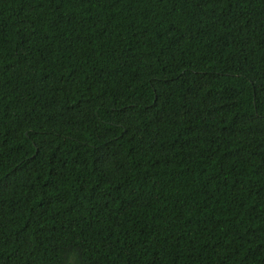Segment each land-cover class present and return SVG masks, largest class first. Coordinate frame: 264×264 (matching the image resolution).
<instances>
[{
	"label": "trees",
	"instance_id": "16d2710c",
	"mask_svg": "<svg viewBox=\"0 0 264 264\" xmlns=\"http://www.w3.org/2000/svg\"><path fill=\"white\" fill-rule=\"evenodd\" d=\"M0 264H264V0H0Z\"/></svg>",
	"mask_w": 264,
	"mask_h": 264
}]
</instances>
